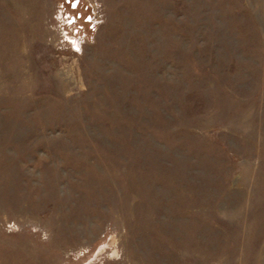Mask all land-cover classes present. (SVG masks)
I'll use <instances>...</instances> for the list:
<instances>
[{
    "label": "rangeland",
    "instance_id": "374dc122",
    "mask_svg": "<svg viewBox=\"0 0 264 264\" xmlns=\"http://www.w3.org/2000/svg\"><path fill=\"white\" fill-rule=\"evenodd\" d=\"M80 2L0 0V264H264V0Z\"/></svg>",
    "mask_w": 264,
    "mask_h": 264
},
{
    "label": "built area",
    "instance_id": "2783aa9c",
    "mask_svg": "<svg viewBox=\"0 0 264 264\" xmlns=\"http://www.w3.org/2000/svg\"><path fill=\"white\" fill-rule=\"evenodd\" d=\"M71 1L73 2V3H76L77 5L76 6H80V0H67V3L68 4H70L71 3ZM83 4V3H82ZM90 7V6H92V4L90 3H88V5H86V7ZM92 13H94V12H92ZM82 16V14L81 13H79V15H78V17H81ZM68 18H70L71 20H73V21H75V20H77V16H75L74 14L73 15H69L68 16ZM93 18H94V14H90V15H88L87 16V19H88V21H90V22H92V20H93ZM94 21H95V18H94ZM63 30V32H64V37H65V40L67 41V42H69V43H73L76 39L75 38H73L72 36L71 37H69V35H68V33L64 30V29H62ZM81 30V28L78 30V31H76V32H79Z\"/></svg>",
    "mask_w": 264,
    "mask_h": 264
}]
</instances>
